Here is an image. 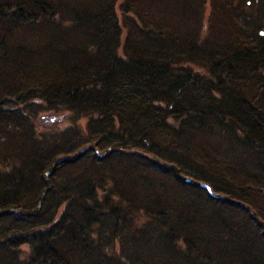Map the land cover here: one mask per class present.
I'll use <instances>...</instances> for the list:
<instances>
[{
  "label": "trees",
  "instance_id": "16d2710c",
  "mask_svg": "<svg viewBox=\"0 0 264 264\" xmlns=\"http://www.w3.org/2000/svg\"><path fill=\"white\" fill-rule=\"evenodd\" d=\"M0 264H264V0H0Z\"/></svg>",
  "mask_w": 264,
  "mask_h": 264
},
{
  "label": "rangeland",
  "instance_id": "374dc122",
  "mask_svg": "<svg viewBox=\"0 0 264 264\" xmlns=\"http://www.w3.org/2000/svg\"><path fill=\"white\" fill-rule=\"evenodd\" d=\"M60 122V117L49 116L47 119H43V125L45 127L53 126Z\"/></svg>",
  "mask_w": 264,
  "mask_h": 264
}]
</instances>
